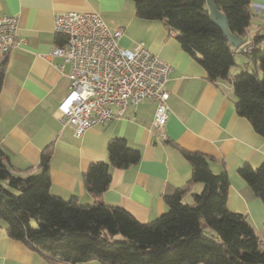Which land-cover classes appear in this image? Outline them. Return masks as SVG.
<instances>
[{
    "label": "crops",
    "instance_id": "1",
    "mask_svg": "<svg viewBox=\"0 0 264 264\" xmlns=\"http://www.w3.org/2000/svg\"><path fill=\"white\" fill-rule=\"evenodd\" d=\"M251 3L252 23L242 44L251 42L262 49L264 0ZM60 11L96 12L112 27L123 28L120 46L133 49L143 43L171 66L166 83L169 116L163 134L153 127L157 105L151 100L80 137L62 123L59 107L70 92V68L60 71L56 65L61 59L49 57L57 45L54 16ZM3 15L19 20L20 44L7 56L0 93V147L4 162L16 175L40 173L42 153L49 149L52 194L93 204L95 198L84 186V173L92 163L108 161L112 138H124L141 152V160L127 169L111 168L112 182L102 201L148 223L167 212L165 198L179 189L187 190L183 202L194 204L193 194L202 192L204 185L195 183L188 189L192 167L179 149L202 153L212 159L215 174L225 171L229 176V210L245 215L264 241V203L238 174L244 164L258 168L264 162V137L237 114L232 85L208 80L203 67L181 48L163 21L138 18L132 0H0ZM232 49L236 65L249 71L254 63ZM237 66L232 68L233 75H238ZM0 264L72 263L48 261L41 252L9 237L6 224L0 221Z\"/></svg>",
    "mask_w": 264,
    "mask_h": 264
},
{
    "label": "trees",
    "instance_id": "2",
    "mask_svg": "<svg viewBox=\"0 0 264 264\" xmlns=\"http://www.w3.org/2000/svg\"><path fill=\"white\" fill-rule=\"evenodd\" d=\"M136 16L163 21L176 34L181 48L205 70L211 82L232 85L235 110L264 137V48L245 54L257 69L233 75L235 52L227 37L212 22L207 0H132ZM226 19L230 33L242 39L252 23L251 0H213ZM64 42L57 36L56 43ZM7 58L0 63V93ZM262 73L260 76L259 72ZM192 167L191 184L202 183L193 194L194 204L183 202L187 190L165 198L167 212L141 223L128 211L106 205L102 194L112 182L111 168L127 169L141 160V152L126 139L112 138L108 161L92 163L83 182L95 202L81 204L76 197L65 200L51 192L49 149L43 151L38 174L16 175L4 162L0 147V221L12 239L41 252L48 261L72 264H264L260 237L245 215L227 206L230 179L215 174L208 156L179 149ZM238 174L264 203V162L253 168L244 164ZM210 228L217 237L204 234Z\"/></svg>",
    "mask_w": 264,
    "mask_h": 264
},
{
    "label": "built area",
    "instance_id": "3",
    "mask_svg": "<svg viewBox=\"0 0 264 264\" xmlns=\"http://www.w3.org/2000/svg\"><path fill=\"white\" fill-rule=\"evenodd\" d=\"M18 27L17 17L0 16V63L20 44ZM54 31L64 42L49 57L61 59L56 65L60 71L70 68V92L59 107L61 121L77 137L148 100L157 105L153 127L164 133L169 116V64L143 43L133 49L120 46L123 28L112 27L96 12H56ZM253 49L251 42L237 48L241 53ZM259 246L264 248V241Z\"/></svg>",
    "mask_w": 264,
    "mask_h": 264
},
{
    "label": "water",
    "instance_id": "4",
    "mask_svg": "<svg viewBox=\"0 0 264 264\" xmlns=\"http://www.w3.org/2000/svg\"><path fill=\"white\" fill-rule=\"evenodd\" d=\"M212 22L224 33L232 47L238 48L242 44V38L230 33L225 15L219 11L213 0H207Z\"/></svg>",
    "mask_w": 264,
    "mask_h": 264
},
{
    "label": "rangeland",
    "instance_id": "5",
    "mask_svg": "<svg viewBox=\"0 0 264 264\" xmlns=\"http://www.w3.org/2000/svg\"><path fill=\"white\" fill-rule=\"evenodd\" d=\"M236 57H237V59L240 57V55L239 54H237L236 55ZM242 65V67L244 66V64H241ZM237 66V65H236ZM235 66V67H236ZM240 66L238 65L237 66V71H238V74H240L241 73V71H242V69H241V67L239 68ZM243 69H244V67H243ZM257 69V67L255 66V64H252V67H251V69L249 70V72L250 73H253V71L254 70H256ZM258 72H259V70H258ZM259 74H260V76H262V73L261 72H259ZM201 193V192H200ZM204 234L205 235H207V236H210V237H217V233L215 232V231H213L212 229H210V228H205L204 229Z\"/></svg>",
    "mask_w": 264,
    "mask_h": 264
}]
</instances>
